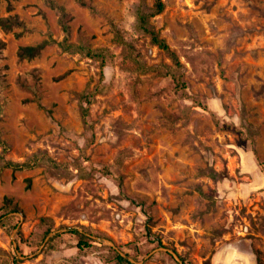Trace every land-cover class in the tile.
Masks as SVG:
<instances>
[{
    "label": "rangeland",
    "instance_id": "obj_1",
    "mask_svg": "<svg viewBox=\"0 0 264 264\" xmlns=\"http://www.w3.org/2000/svg\"><path fill=\"white\" fill-rule=\"evenodd\" d=\"M156 1L0 0V264H264V0Z\"/></svg>",
    "mask_w": 264,
    "mask_h": 264
},
{
    "label": "trees",
    "instance_id": "obj_2",
    "mask_svg": "<svg viewBox=\"0 0 264 264\" xmlns=\"http://www.w3.org/2000/svg\"><path fill=\"white\" fill-rule=\"evenodd\" d=\"M156 8H157L158 13L162 12L165 9V2L163 0H157L156 1ZM67 15H68V13L64 9H62L63 28H64L65 32L68 34V36L63 41L59 42V45L64 50H67V51L75 49V48H78V49L80 48L82 50L88 49V52H90V54H92V49L86 48V46H83V45H77L76 43L71 42L69 40V35L71 32V26L69 24V21L65 20ZM13 20H14L13 18H1L0 23L2 24L3 28L11 29L12 28V22L11 21H13ZM141 23H142L144 29L151 34V37H152L153 42L155 44L159 45L161 48H164L168 51H171L170 45L166 41V39L161 38L160 35L158 34V32L154 28L149 26V20H148L146 15H141ZM50 42L51 41H45V42L37 44V45L21 46L20 50H19V56L21 58H28V59L35 58L42 53V51L45 49V47ZM172 55L175 56L174 53ZM5 165L8 167H12L15 171L22 169L25 166V164L13 162V161H6ZM29 181L31 182L32 179H29ZM7 204L11 207H14V209H16V210L20 209L17 205L13 206V201L11 199H7ZM80 245H88V243L87 242H80ZM118 259L120 262H123L126 264H134L130 260L124 258L121 255H118ZM185 264H189V263L185 262Z\"/></svg>",
    "mask_w": 264,
    "mask_h": 264
}]
</instances>
